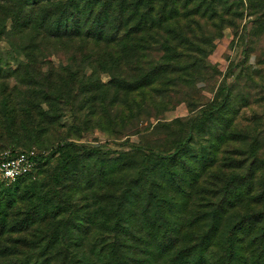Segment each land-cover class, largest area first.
I'll use <instances>...</instances> for the list:
<instances>
[{
	"label": "trees",
	"instance_id": "16d2710c",
	"mask_svg": "<svg viewBox=\"0 0 264 264\" xmlns=\"http://www.w3.org/2000/svg\"><path fill=\"white\" fill-rule=\"evenodd\" d=\"M193 1L0 0V41L5 40L26 61V67L14 72L0 65V73H17L23 86L40 84L48 108L72 97L90 116L105 112L102 104L107 99V107L125 104L128 110L129 100L137 105L132 95L157 102L163 90L170 91L174 85L172 79L163 81V58L168 64L180 58L177 49L185 44L189 46L186 56L193 60L190 67L203 62L209 54L203 48L212 44L209 24L219 9L225 12L222 15L241 18L245 6L248 15H255L256 27L264 25V0H225L230 4L221 8L222 0H203L190 7ZM54 57L58 65L53 64ZM87 67L90 74L84 72ZM101 72L109 75L107 83L101 80ZM172 73L167 69L168 75ZM35 108L26 102L13 103L0 113V146L25 145L30 126L26 120ZM230 123L220 141L230 139ZM120 126L124 128V121ZM191 137L188 132L170 153L135 145L128 154L175 163ZM260 144L261 159H257V146L250 148L252 155L246 160L224 156L210 174V170L193 171L190 180L202 186L198 190L183 186L179 195L170 194L161 184L144 189L138 183L146 177L145 170L139 173L136 189L101 186L90 195L92 203L67 202L62 191L48 190L24 212L23 224L18 221L7 228L0 223L4 235L18 233L23 245L16 251H1L0 264H14L19 258L24 264H264V137ZM66 146L77 152L63 156L65 172L68 163L81 155L118 152L62 142L49 155L38 154L34 172L0 186L36 174L49 156ZM30 149L4 148L0 154ZM208 157L211 168L217 163L211 154ZM237 182L243 184L238 187ZM27 199L25 194L19 197L22 202ZM9 235L8 245L17 248ZM21 250L31 253L19 256Z\"/></svg>",
	"mask_w": 264,
	"mask_h": 264
},
{
	"label": "rangeland",
	"instance_id": "374dc122",
	"mask_svg": "<svg viewBox=\"0 0 264 264\" xmlns=\"http://www.w3.org/2000/svg\"><path fill=\"white\" fill-rule=\"evenodd\" d=\"M203 2L194 0L190 7ZM226 3L229 5L230 1H220L219 7ZM218 11L209 24V29L213 31L212 44L204 46L208 47L203 49L209 54L202 57L203 62L197 61L196 66L190 67L193 60L186 56V47L189 46L181 45L177 49V53H181L180 58L174 59L170 64L163 58V81L172 79L174 83L168 89L170 91L163 90V97L156 98L157 102L151 101L149 96L141 101L142 96L132 95L131 99H135L137 105L129 100L127 105L130 110L125 104L118 109L115 106L107 107V99L102 104L107 108L106 111L98 110L99 114L90 116L87 115V108L72 97H68L63 105L55 101L48 108L43 103L44 94L40 84L23 86L17 73L13 76L0 73V113L13 103L26 102L31 107H36L26 120L30 126L25 145L0 146V151L4 148H32L47 156L51 149L62 142H73L104 151H118L93 154L90 157L81 155L79 160L77 158L68 163L67 172L64 171L63 156L76 153V148L66 146L62 152L49 156L36 174L9 187L0 186V223H5L7 228L15 222L22 223L25 220L24 212L37 205L38 199L48 190L62 191V198H66L67 202L76 201L80 205L92 203L90 195L101 186L130 185L132 189H136L139 173L145 170L146 177L138 183L144 189H154V185L161 184L170 194L177 191L179 195L183 186L190 188L192 185L194 190L202 186L199 181L190 180L193 178V171L210 170V174L212 170L218 169L224 156L235 161L246 160L252 155L250 148L257 146V159H261L260 143L264 137V25H260L261 29L256 27L257 23L253 22L255 15H248L245 6L241 18H231L222 15L225 12L221 9ZM192 17L195 20L198 18L197 15ZM0 51L1 69L14 72L26 67L24 57L5 43V40L0 41ZM60 59L65 61L63 56ZM52 61L54 65L59 64L55 57ZM6 62L9 63L8 66ZM33 68L34 66L31 69ZM167 69L173 70V73L168 75ZM84 72L90 74L92 70L87 67ZM100 78L104 83L110 79L107 72H101ZM36 81L40 79L36 77ZM121 121H124V128L120 126ZM229 123L230 139L220 141ZM188 132L192 137L175 163L147 159L148 154H128L135 145L163 151V154L170 153ZM209 154L214 163H217L211 168ZM258 165L256 162V166ZM146 179L153 184L150 185ZM242 184L237 182L238 187ZM155 188L165 192L161 186ZM23 194L28 196L26 202L19 200ZM196 196L199 199L202 197L199 194ZM48 200L46 197L45 201ZM55 203V199H52L51 204ZM47 206L51 207L50 204ZM135 213L138 215V212ZM8 235H4L0 229V243H3L0 252L23 248L17 240L20 237L18 233L9 235L17 248L8 245ZM22 235L24 237L23 233ZM30 253L29 250H21L18 255ZM14 264H24V260L19 258Z\"/></svg>",
	"mask_w": 264,
	"mask_h": 264
},
{
	"label": "built area",
	"instance_id": "2783aa9c",
	"mask_svg": "<svg viewBox=\"0 0 264 264\" xmlns=\"http://www.w3.org/2000/svg\"><path fill=\"white\" fill-rule=\"evenodd\" d=\"M38 154L36 149L18 153H12L9 150L2 152L0 154V182L10 185L18 178L34 172Z\"/></svg>",
	"mask_w": 264,
	"mask_h": 264
}]
</instances>
